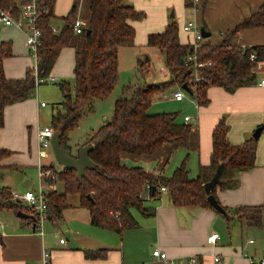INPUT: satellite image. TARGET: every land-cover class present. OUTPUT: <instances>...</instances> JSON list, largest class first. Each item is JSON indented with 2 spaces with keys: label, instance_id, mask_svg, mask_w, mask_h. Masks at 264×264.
<instances>
[{
  "label": "trees",
  "instance_id": "obj_1",
  "mask_svg": "<svg viewBox=\"0 0 264 264\" xmlns=\"http://www.w3.org/2000/svg\"><path fill=\"white\" fill-rule=\"evenodd\" d=\"M41 1L47 13L38 20L42 34L38 49V76L43 79L49 77L63 48L74 50V94L71 95L68 83L62 81L58 84L63 101L61 109L51 115L49 125L61 133V142L69 149L67 134L78 126L94 101L105 100L115 89L119 51L134 46L135 29L131 23L142 21L145 14L135 10L125 0H74L68 14L62 18V26L55 28L57 32L53 33L56 0ZM81 7L87 12V17L83 19L86 27L81 34H75L72 26L78 17L81 18ZM0 8L12 11L13 16L18 18L16 0H0ZM256 28L264 29V0L255 13L225 32L215 45L202 43L195 49L191 44H182L174 21L162 32L149 34L146 46L161 53L168 78L129 85L123 96L115 101L111 119L83 143V146H93L89 158L95 169L87 170L82 182L77 180L72 170L62 168L56 171L49 166L56 177L44 182L49 186L60 183L63 190L44 193L47 219L59 220L62 211L70 207L69 199L77 197L81 206L89 210L94 225L121 233L137 225L132 211H138L143 216L153 214L144 206L143 194L147 192L150 199H159L161 187L165 188L173 207L214 210L206 201L204 184L211 180L218 167L222 166L217 186L222 189L234 187L236 173L255 167L257 141L249 138L241 145H231L227 140L228 126L224 119L213 130L210 163L200 168L196 178L189 176L187 159L171 176L165 177L147 172L142 167H127L121 158L123 155L154 157L169 146L167 164L176 150L190 152L193 126L178 122L177 113H148L153 101L166 90L185 85L196 105L204 107L209 102L207 90L210 86L234 93L253 83L255 69L264 62V46L241 47L231 44V40L239 32ZM11 55L10 43H0V129L4 125L5 108L28 99L35 88L29 70L21 80L5 77L3 60ZM251 55H255V60L250 59ZM145 63L141 64L140 73L149 76L151 67L147 61ZM10 154L0 147V170L4 169L3 159ZM216 187L211 194L219 203L214 195ZM222 208L231 218H237L246 225L261 224L262 207ZM4 210L21 211L20 204L12 199L11 191L5 187L0 188V212Z\"/></svg>",
  "mask_w": 264,
  "mask_h": 264
},
{
  "label": "crops",
  "instance_id": "obj_2",
  "mask_svg": "<svg viewBox=\"0 0 264 264\" xmlns=\"http://www.w3.org/2000/svg\"><path fill=\"white\" fill-rule=\"evenodd\" d=\"M73 1L56 0L54 20L58 17L64 18ZM125 1L145 14L142 21L131 23L135 29L134 46L130 47L133 54L141 57L146 55L144 62L149 61L148 55L151 54L158 53L162 59L159 75L147 82L163 81L169 76L161 53L146 46L149 34L162 32L174 21L179 29V41L192 45L193 35L184 32L182 27L189 22H196L200 31L206 35L205 38L202 37V43L215 45L221 41L225 32L255 13L262 5V0H201L196 5H192L189 0ZM54 20L53 27L62 26L55 24ZM7 42L10 43L12 55L3 60L4 75L9 80H21L31 65L24 34L13 26L1 27L0 43ZM231 44L241 47L264 46V29L239 32L232 38ZM122 50L125 48L119 51V56ZM138 62L142 64L141 60ZM72 67L74 50L63 48L49 77L57 82L58 78L69 75ZM261 80H264V62L259 63L255 69L253 83L237 89L234 93L210 86L207 90L209 102L206 106L199 107L192 99L195 104L193 117H183V122L185 117H189L188 124L192 125L191 121L196 124L192 125L191 150L187 153L178 149L173 154L178 151L186 152L182 162L187 159V170L191 155L195 157L197 171L194 178L200 168L207 167L210 163L212 134L221 119L228 126L227 140L233 146L241 145L252 138L255 129L264 124V87L259 86ZM176 91L180 89L170 92L168 99L182 102L185 97L181 101L173 99ZM41 103L44 102L39 103L37 98L31 97L9 105L4 110L0 147L11 154L2 161L4 169L0 170V188H8L12 194L31 191L18 184L15 179L16 174L22 170L37 171L39 161L43 165L54 167V161L44 163V159L38 154L36 134L41 127L40 109L44 108L40 107ZM256 141L255 167L236 173L234 187L222 189L217 186L214 195L220 205L228 210L262 207L260 225H246L237 218H231V215L225 217L210 209L173 207L166 191L160 192L159 199H150L145 192L144 206L151 209L153 214L143 216L138 211H132L137 225L117 233L94 225L89 210L81 206L77 197H71L70 207L62 211L59 220L47 219L44 222L42 234L34 230L30 221L18 217L17 213L1 211L0 264H43L45 252L49 253V264H167L153 259L154 249L166 253L176 264H249L248 258L257 260L264 255V129ZM164 149L166 155L169 154L170 147L165 146ZM69 151L73 156L78 153L76 149L75 155L70 146ZM161 154L163 153L149 158L123 155L121 162L127 167L137 166L147 172L163 174L165 163L163 166L161 163L157 164L153 171L146 168L147 162L155 161ZM42 190L44 193L49 190L61 192L63 186L61 184L60 190L57 183L50 186L45 184ZM17 203L20 207L24 206L23 202ZM213 233L218 234L219 238L211 244L207 238ZM62 239L64 242L60 243ZM214 258H218V261L215 262Z\"/></svg>",
  "mask_w": 264,
  "mask_h": 264
},
{
  "label": "rangeland",
  "instance_id": "obj_3",
  "mask_svg": "<svg viewBox=\"0 0 264 264\" xmlns=\"http://www.w3.org/2000/svg\"><path fill=\"white\" fill-rule=\"evenodd\" d=\"M79 15L81 16V19L85 20V18L87 17V12L81 7ZM187 20H190V18ZM54 21L55 24L59 26L62 25V17H58ZM122 51L123 52H121L118 58V81L115 89L105 100L94 101V105L92 106L91 110H88L85 115L80 119V121L78 122V126L67 134L68 148L70 146L71 151L75 155L76 152L81 147H83L84 141L96 130H98V128L105 124L106 121L111 119L115 101L119 97L123 96L125 89L129 85H142L144 82L148 81V79H152L154 76L159 75L162 59L160 58L158 53L155 55H148V63L151 67V73L149 74V76H142V74L140 73L141 64L138 61L141 60L142 64H144L146 55H144V57L135 56V54H133V49L131 48H125V50ZM28 55L31 59V65L28 70L31 71L34 67L35 59L30 51H28ZM62 81L69 84V91L71 95H73L74 79L72 67V70L69 75L64 78H58L57 82L45 81L41 83L39 86L34 88L32 96L29 97H33L34 99L37 98L39 103L44 102V104L46 105L44 108L40 109L41 127L39 128H42V126L49 125L51 115H53L57 110L61 109L60 103L63 101V94L60 91L58 84ZM175 89H180L184 93L185 99L182 102H175L168 99L170 92ZM192 99L193 97L187 92H185L182 88L172 87L169 90H166L153 101L148 113H177V121L183 122L184 116L193 117V113L195 111V104ZM191 122L192 125H196L193 121ZM161 153L163 154L157 157L155 161L153 160L152 162H147V170L153 171L154 168H156L157 164L160 163L161 166H163V164L168 158V154L166 155V149L162 150ZM185 154V151H178L170 157L168 163L164 166V176H171L173 171L181 165ZM41 158L44 159V163L47 162L48 164L50 161H54V170L59 171L62 169V167H60V165L55 162L51 150L45 155V157L41 156ZM187 166L189 170V176L191 178H194L195 172L197 171V165L194 156L191 155L190 162ZM15 179L17 180L18 184L29 188L33 192L38 189L39 182L37 179V171L35 169L22 170L21 173L19 172L18 174H16ZM45 184L46 183L43 182V187L45 186ZM57 185L61 190V184L57 183ZM23 204L24 206L21 207V211L28 214L29 211L26 209V203L23 202ZM228 216L229 215H227V217Z\"/></svg>",
  "mask_w": 264,
  "mask_h": 264
},
{
  "label": "built area",
  "instance_id": "obj_4",
  "mask_svg": "<svg viewBox=\"0 0 264 264\" xmlns=\"http://www.w3.org/2000/svg\"><path fill=\"white\" fill-rule=\"evenodd\" d=\"M18 2V18L14 17L12 11L4 10L0 8V28L13 26L19 29L25 37V45L28 50L34 56L35 62L34 67L31 72L34 78L35 87L39 86L45 81H54L52 77L40 78L38 76V49L41 46V31L38 28V20L42 14L47 13V9L41 0H16ZM192 5H196L201 0H189ZM86 27V22L78 17L72 26L73 32L75 34H81L83 29ZM182 30L186 33H191L194 38L192 44L193 48H199L202 44L201 31L196 24V22H189L182 27ZM53 33L57 32L55 27H52L51 30ZM255 55H251L250 59L255 60ZM259 86L264 87V80L259 82ZM173 99L176 101H181L184 99L183 92L176 91L173 93ZM40 107H45L44 103L40 104ZM190 121L189 117L184 118V122L188 123ZM54 130L50 127L38 128L36 138L38 144V154L39 157L49 153L51 150L50 139L52 138ZM42 159V158H41ZM50 165H43L40 161L37 165V178L39 182V189L36 192L28 191L23 194L13 193L12 199L17 202L26 203L27 210L29 211L28 215L32 216L28 221H30L34 230L38 233H43V224L47 219L46 215V204L44 201V192L42 190L43 182L45 179H55L54 171L49 168ZM160 192H164L165 188L161 187ZM219 238V235L216 233L211 234L207 241L208 243L214 244L215 241ZM64 240H60V243H63ZM252 243V241H250ZM153 259L167 263V264H176L172 262L166 253L161 252L159 249H154L152 251ZM249 264H264V255L257 260L253 258H248ZM214 261L217 262L218 258H214ZM43 264H49V253L45 252L43 255ZM191 264H195L191 262Z\"/></svg>",
  "mask_w": 264,
  "mask_h": 264
},
{
  "label": "water",
  "instance_id": "obj_5",
  "mask_svg": "<svg viewBox=\"0 0 264 264\" xmlns=\"http://www.w3.org/2000/svg\"><path fill=\"white\" fill-rule=\"evenodd\" d=\"M173 16V15H171ZM201 36L206 37L204 32L201 30ZM185 92L188 93V89L184 86L181 87ZM264 129V124L256 128L253 132L252 138L257 139ZM51 152L54 156L55 162L60 165L64 170H72L76 173V178L79 182H82V178L86 175L87 170L95 169V164L89 158V153L92 150L93 146L91 144L85 145L78 150L76 156L70 154L69 149L66 148V145L61 142V133L59 131H54L52 138L50 139ZM221 168L218 167L216 173L213 175L210 181L204 184V191L207 195L206 201L212 206V208L218 213L227 217L224 209L217 202L215 197L211 194V191L214 187L217 186L221 177ZM18 217L24 219H30L32 216L25 214L21 211L17 213Z\"/></svg>",
  "mask_w": 264,
  "mask_h": 264
}]
</instances>
